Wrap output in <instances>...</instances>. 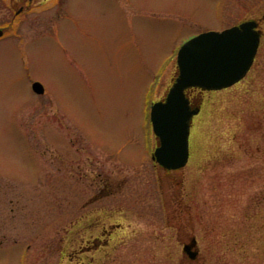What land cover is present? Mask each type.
I'll list each match as a JSON object with an SVG mask.
<instances>
[{
  "label": "rangeland",
  "instance_id": "1",
  "mask_svg": "<svg viewBox=\"0 0 264 264\" xmlns=\"http://www.w3.org/2000/svg\"><path fill=\"white\" fill-rule=\"evenodd\" d=\"M50 6L7 29L0 3V264H264V0ZM248 20L253 67L198 93L189 162L164 171L149 111L178 49Z\"/></svg>",
  "mask_w": 264,
  "mask_h": 264
},
{
  "label": "water",
  "instance_id": "2",
  "mask_svg": "<svg viewBox=\"0 0 264 264\" xmlns=\"http://www.w3.org/2000/svg\"><path fill=\"white\" fill-rule=\"evenodd\" d=\"M256 20L244 21L222 31H208L187 40L177 54L178 73L164 100L151 106L150 121L158 139L153 160L166 171L184 168L190 158V134L200 106H192L191 88L217 91L243 80L254 64L261 31ZM41 94L43 86L33 84ZM197 241L184 246L191 259L198 255Z\"/></svg>",
  "mask_w": 264,
  "mask_h": 264
},
{
  "label": "flooded vegetation",
  "instance_id": "3",
  "mask_svg": "<svg viewBox=\"0 0 264 264\" xmlns=\"http://www.w3.org/2000/svg\"><path fill=\"white\" fill-rule=\"evenodd\" d=\"M48 2H52V6H50L51 9L56 8L57 10H61L63 0H9V2L1 1L0 3L3 5V8H5V11L7 13V17L4 16L1 19L4 21L7 29H9V27L11 28L12 26H15L21 23L22 20L20 21V17L28 16L32 14L33 12H35L36 9L46 8L43 6H45ZM47 11L50 12L51 10H47ZM4 32L0 30V37L3 35ZM34 83L35 82H32V91H33ZM33 93L35 92L33 91ZM198 93L199 92L197 89H191L188 91L189 97L193 100L198 99L199 97ZM104 241H105V238L99 237L98 239H96L95 243L94 241L91 242V244H93L92 247L93 246L96 247L98 244L104 243ZM98 247L100 248L101 245Z\"/></svg>",
  "mask_w": 264,
  "mask_h": 264
}]
</instances>
